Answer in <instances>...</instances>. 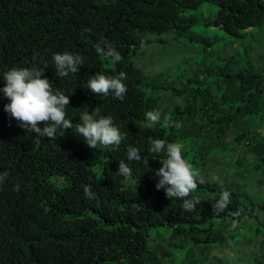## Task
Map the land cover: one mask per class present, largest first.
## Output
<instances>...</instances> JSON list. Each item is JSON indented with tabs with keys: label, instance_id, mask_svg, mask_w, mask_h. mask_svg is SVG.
<instances>
[{
	"label": "trees",
	"instance_id": "1",
	"mask_svg": "<svg viewBox=\"0 0 264 264\" xmlns=\"http://www.w3.org/2000/svg\"><path fill=\"white\" fill-rule=\"evenodd\" d=\"M206 1L217 5L208 21L231 37L243 38L255 27L262 34L264 0H0V89L6 84L3 73L47 64L43 76L53 91L70 97L67 119L80 123L82 113L100 106L101 115L112 116L127 133L117 150H93L72 129H58L55 139L39 138L5 111L10 100L0 91V173L9 174L0 188V264H169L174 239L182 247L203 236V241L234 246L240 242L238 233L251 230V242L264 231V36L255 43L263 45L259 52L251 44L246 56H232L220 67L218 91L209 82L205 89L191 91L187 83L180 89L169 87L163 73L150 76L132 61L140 48L154 42L149 34L192 33L198 16L186 12L204 8ZM105 42L120 53V60H112L114 66L105 65L109 57L96 52ZM65 51L84 57V65L60 78L53 56ZM121 71L127 76L122 100L87 88L94 75L115 77ZM168 89L188 94L187 104L172 112L178 116L167 118L180 128L160 125L165 111L156 94ZM152 110L162 112L161 121L149 128L145 114ZM150 137L178 142L190 163L199 155L201 165L210 161L213 169L233 149L236 156L231 153L227 160L228 165L233 160L238 177L220 183L197 171L206 182L190 198L200 203L184 212L182 200L166 198L165 190L156 188L155 173L166 155L149 151ZM130 147L139 148L145 159L129 162ZM119 161L129 163L131 177L117 173ZM246 180L254 188L244 186ZM16 184L18 192L13 190ZM85 185L95 199L85 196ZM224 191L231 203L216 215L213 204ZM241 207L239 216L231 214ZM224 220L231 222L227 234ZM161 226L168 236L155 231ZM250 250V263L264 264V237L256 236ZM213 257L214 264H229L218 254Z\"/></svg>",
	"mask_w": 264,
	"mask_h": 264
},
{
	"label": "clouds",
	"instance_id": "2",
	"mask_svg": "<svg viewBox=\"0 0 264 264\" xmlns=\"http://www.w3.org/2000/svg\"><path fill=\"white\" fill-rule=\"evenodd\" d=\"M209 42V41H208ZM145 42H141V47ZM210 44V43H209ZM105 46L97 45L96 52L103 57L120 60V53L111 45L105 42ZM84 57L71 52H57L53 56L56 76L63 78L70 73H77L84 65ZM48 65L38 68H13L3 73V79L6 84L0 91L10 100V103L4 106L6 112L14 118L20 127L30 133H35L37 137L55 139L58 129H72L73 133L79 135L86 142L88 147L96 150L98 147L117 150L122 141L127 138V133H122L114 124L113 117L101 115V107L97 106L91 113L84 112L80 115L81 122L73 123V120L66 118V107L70 105L69 95L63 92H54L50 80L43 76ZM147 74V73H146ZM148 74V75H157ZM127 78L126 73L121 71L118 76H109L105 74H96L88 82L87 88H90L93 94L98 96H107L110 92L116 99H123L127 87L123 80ZM147 127L161 121L159 111L146 112ZM43 124V127L40 125ZM141 124L139 127H143ZM165 126L180 128L181 124L177 121L166 120ZM149 151L152 154H165L166 158L162 160V167L156 170V176L159 177L156 188L164 189L166 198L182 200V211L191 212L195 210L196 205L200 203L198 198H190L199 185L206 181L199 172L194 170L192 164L183 156V146L174 142H166L164 139L149 138ZM129 162H142L141 150L136 147H130L127 151ZM226 160L227 158L224 157ZM119 175L128 178L133 174V169L129 163L119 161ZM7 172L0 173V188H2ZM14 191L20 190V185L14 186ZM84 193L88 199H95L96 194L90 186H84ZM230 193L222 192L220 198L213 204L216 215L224 212L229 204ZM244 209L241 207L231 213L233 216H239Z\"/></svg>",
	"mask_w": 264,
	"mask_h": 264
},
{
	"label": "rangeland",
	"instance_id": "3",
	"mask_svg": "<svg viewBox=\"0 0 264 264\" xmlns=\"http://www.w3.org/2000/svg\"><path fill=\"white\" fill-rule=\"evenodd\" d=\"M202 5L204 8L192 9L186 12V14L193 12L198 16L197 22L191 28L192 33L187 36L176 33H167L161 36L149 34L148 37L152 38L154 42L137 51L132 60L133 64L142 68L147 74L163 73V78L169 81L167 83L169 87L175 86L180 89L187 83L186 89L191 91V88L205 89L207 82H209L208 85L213 90L218 91L217 79L223 77L220 67L225 65L232 56L237 57V54L246 56V48L251 44L254 46V53L259 52L263 45L257 46L255 43L259 39H263L264 27L262 34H259L258 27H255L248 30L243 38H233L223 28L214 26L212 22L208 21L211 12H216L217 10L216 3L206 1ZM253 36H255L256 40H254ZM160 39H165L166 41L162 42ZM208 40L211 41V44H209ZM112 60L113 58H109L104 64L114 66ZM207 67L212 71H208ZM205 76L207 77L205 78ZM188 79H191V81L188 82ZM156 95L161 98V109L165 111L161 126H165L167 118H172L174 115L178 116V114H173L172 112H177V106H184L188 101L187 93L176 94L172 89L163 90ZM197 96L198 98L202 96L198 90ZM189 97H193L192 93L189 94ZM159 112L162 114L161 111ZM186 148L189 150L188 155L191 157L193 154L191 146ZM231 153L236 156V152L231 149L227 153V159ZM222 161L223 163L218 166V169H213L210 161L203 167L201 165L202 161L197 155V161L191 164L194 170L207 175V178L212 181L219 180L222 183V180H233L238 177V172L235 173L233 160H230V165H228V160L225 158H222ZM54 179L62 183L56 176ZM242 184L249 189L254 188V185L248 180L243 181ZM222 223L224 233L227 234L228 231L226 230L231 228V222L224 220ZM252 224L255 225V222H252ZM259 224L261 225L262 222L260 221ZM155 231L163 233L165 236L169 235L167 228L164 226L159 227ZM155 231L153 230L152 233ZM232 232L236 233V231ZM251 234V230L246 231L244 236L238 233L237 237L240 242L234 246L221 245L219 241L213 243L203 241L205 240L203 236L202 240L187 241L182 247L180 246L181 241L174 239L171 248L173 255L169 258V264H214L211 260L214 258V254L220 255L229 264H251L250 247L255 246L256 236L259 239L264 237V231L256 233L252 241L249 242L248 239ZM167 241L170 242L171 239L168 237Z\"/></svg>",
	"mask_w": 264,
	"mask_h": 264
}]
</instances>
